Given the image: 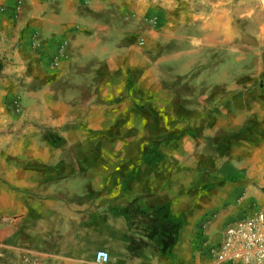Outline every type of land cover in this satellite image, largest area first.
Returning <instances> with one entry per match:
<instances>
[{
	"label": "rangeland",
	"instance_id": "1",
	"mask_svg": "<svg viewBox=\"0 0 264 264\" xmlns=\"http://www.w3.org/2000/svg\"><path fill=\"white\" fill-rule=\"evenodd\" d=\"M59 1L0 0V41L8 45L9 54L0 60V152L116 149V144L108 141L120 135L129 138L133 128H83L78 120L88 107L130 102L131 79L119 68L117 56L134 41L144 45L147 37L157 83L164 90L156 99L162 103L156 106L164 107L156 115L165 111L167 119L174 116L180 120L176 127L165 125V120L156 122L151 128L155 134L167 135L171 130L190 133L200 130L195 122L210 125L211 119H224L231 131L219 135L223 152L227 142L257 136L263 130L264 0H73L74 9L87 12L90 4L98 5L96 11L106 19V25L81 33L101 43L107 59L114 55L113 67L103 60L68 54L65 37L53 46L48 40L41 41L34 26L35 13L56 8ZM91 17L83 15L86 21ZM26 32L30 33L29 58L23 46ZM77 32L78 28L70 33ZM80 129L89 135L84 143L73 139ZM114 212L105 221L100 217L108 238L100 237L102 230L92 224L89 237L74 240L75 255L66 252V239L31 240L36 245L13 240L10 245L19 248V254H12L8 264H95L97 250L109 254L108 264L159 260L155 252L146 257L141 252L131 253L128 239L144 244L150 230L147 217L133 212L127 224V253L122 252V240L109 238L111 230L120 228L116 222L119 213ZM209 226L210 221L205 220L204 238ZM208 255L217 263L210 251Z\"/></svg>",
	"mask_w": 264,
	"mask_h": 264
},
{
	"label": "crops",
	"instance_id": "2",
	"mask_svg": "<svg viewBox=\"0 0 264 264\" xmlns=\"http://www.w3.org/2000/svg\"><path fill=\"white\" fill-rule=\"evenodd\" d=\"M74 3L60 0L56 8L35 13L34 26L41 41L48 40L53 46L65 37L68 54L103 60L113 67V52L107 59L102 44L81 33L106 25L96 11L98 5L90 4L87 12L74 9ZM84 14H90L91 20H84ZM76 28L77 33H70ZM29 34L26 32L23 45L26 58L31 49ZM146 39L144 45L132 42L117 56L119 68L131 79L130 102L88 107L78 120L83 128H133L129 138L120 135L108 141L106 137L116 149L0 152V264H8L12 254H19V248L10 245L13 240L36 245L31 240L66 239V252L75 255L74 240L89 237L92 224L102 230L100 237L108 238L100 217L105 221L112 210L119 213L116 222L120 228L111 230L109 238L122 240L120 247L127 253V224L133 216L123 211L130 205L134 215H163L180 226L165 256L156 253L159 239H143L142 256L155 252L159 260L142 264H213L209 246L219 240L225 224L248 214L252 204L264 210V126L257 136L227 142L223 152L219 135L231 131L224 119H211L210 125L195 122L200 130L190 133L155 134L151 128L156 122L165 120V125L176 127L180 120L167 119L164 110L156 115L164 107L156 106L162 104L156 99L164 90L157 83L148 49L151 40ZM7 47L0 41V60L9 57ZM203 126L207 127L202 130ZM81 130L73 139L84 143L89 135ZM205 220L210 221L206 238L202 233Z\"/></svg>",
	"mask_w": 264,
	"mask_h": 264
},
{
	"label": "built area",
	"instance_id": "3",
	"mask_svg": "<svg viewBox=\"0 0 264 264\" xmlns=\"http://www.w3.org/2000/svg\"><path fill=\"white\" fill-rule=\"evenodd\" d=\"M220 264H264V210L252 204L250 212L225 224L219 240L209 246ZM109 254L97 250L95 264H108Z\"/></svg>",
	"mask_w": 264,
	"mask_h": 264
},
{
	"label": "trees",
	"instance_id": "4",
	"mask_svg": "<svg viewBox=\"0 0 264 264\" xmlns=\"http://www.w3.org/2000/svg\"><path fill=\"white\" fill-rule=\"evenodd\" d=\"M132 212L131 205L123 211L124 214L130 215ZM146 223L150 227L146 238L150 241H153L156 238L159 239L160 247L156 250V253L161 256L167 255L170 247L175 243V236L180 227L179 224L168 222L166 216L163 215H156L154 217L147 216ZM128 241L132 253L138 254L142 250L144 244H137L136 242H133L132 239H128Z\"/></svg>",
	"mask_w": 264,
	"mask_h": 264
}]
</instances>
